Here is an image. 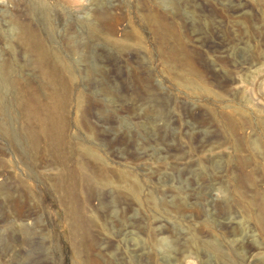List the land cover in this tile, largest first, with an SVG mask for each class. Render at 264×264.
I'll return each mask as SVG.
<instances>
[{
  "label": "rangeland",
  "instance_id": "obj_1",
  "mask_svg": "<svg viewBox=\"0 0 264 264\" xmlns=\"http://www.w3.org/2000/svg\"><path fill=\"white\" fill-rule=\"evenodd\" d=\"M1 70L0 264H264V0H0Z\"/></svg>",
  "mask_w": 264,
  "mask_h": 264
},
{
  "label": "bare ground",
  "instance_id": "obj_2",
  "mask_svg": "<svg viewBox=\"0 0 264 264\" xmlns=\"http://www.w3.org/2000/svg\"><path fill=\"white\" fill-rule=\"evenodd\" d=\"M7 77L4 75V73H2V70L0 71V85L3 86L4 84H6V79ZM9 79V78H8ZM3 99V97L1 98ZM0 99V104L2 103ZM4 104V103H3ZM1 107V106H0ZM6 107V106H5ZM2 108V107H1ZM6 131V130H5ZM7 132V131H6ZM260 224H261V229L264 232V215L261 216L260 218ZM210 249L215 253V255L219 258H223L224 254L222 252V249L219 246L216 245H211Z\"/></svg>",
  "mask_w": 264,
  "mask_h": 264
}]
</instances>
